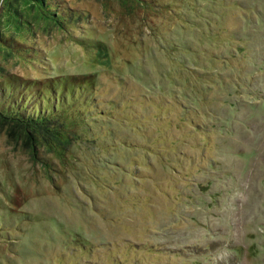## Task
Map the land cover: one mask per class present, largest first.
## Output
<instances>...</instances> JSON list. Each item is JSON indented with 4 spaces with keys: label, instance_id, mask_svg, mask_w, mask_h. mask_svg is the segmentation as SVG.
I'll use <instances>...</instances> for the list:
<instances>
[{
    "label": "rangeland",
    "instance_id": "1",
    "mask_svg": "<svg viewBox=\"0 0 264 264\" xmlns=\"http://www.w3.org/2000/svg\"><path fill=\"white\" fill-rule=\"evenodd\" d=\"M44 113L0 264H264V0H0V114Z\"/></svg>",
    "mask_w": 264,
    "mask_h": 264
},
{
    "label": "trees",
    "instance_id": "2",
    "mask_svg": "<svg viewBox=\"0 0 264 264\" xmlns=\"http://www.w3.org/2000/svg\"><path fill=\"white\" fill-rule=\"evenodd\" d=\"M41 8L43 7L41 6ZM46 114L44 113V116ZM44 116L37 118L35 120H26L24 118H20L21 120L19 119L20 120L19 122L18 121L14 122L13 117L7 116L5 114H0V120H5L8 122H13L15 124H18V126L21 127L22 130L25 131L26 133L32 134V135L36 134L37 136L42 137V138L48 137L47 135L48 133H53L54 135L61 134L60 132H58L57 129L50 128L51 127L49 124L50 118L48 115H46L45 118H43ZM26 122L29 123V125ZM52 138H55V140H57V137L55 136H52ZM55 142L57 141H54V143Z\"/></svg>",
    "mask_w": 264,
    "mask_h": 264
}]
</instances>
